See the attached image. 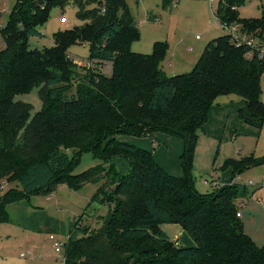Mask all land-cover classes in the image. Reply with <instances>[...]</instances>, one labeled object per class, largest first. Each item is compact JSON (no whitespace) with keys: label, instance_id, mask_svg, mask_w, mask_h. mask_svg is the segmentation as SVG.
Returning a JSON list of instances; mask_svg holds the SVG:
<instances>
[{"label":"trees","instance_id":"16d2710c","mask_svg":"<svg viewBox=\"0 0 264 264\" xmlns=\"http://www.w3.org/2000/svg\"><path fill=\"white\" fill-rule=\"evenodd\" d=\"M245 1L219 0L215 13L264 38V12L241 16L238 6ZM71 2L83 22L60 27L51 46L31 47L28 36L42 34L39 26L52 6ZM0 30V178L15 175L25 195L101 181L94 198L114 203L98 227L85 226L83 213L69 222L64 264H264V243H256L237 214L251 191L234 179L264 155L227 157L222 166H233L232 177L207 191L196 187L193 171L199 130L218 95L241 96L240 116L263 127V58L247 56L248 47L225 31L205 44L192 69L168 74L161 66L167 42L155 41L152 52L131 47L139 28L127 0H16ZM78 40L90 41V58L111 61L112 70L81 75L74 92L72 77L80 72L68 49ZM34 86L43 103L33 113V104L15 95ZM157 131L184 141L179 172L166 170L152 149L117 136L158 140ZM86 150L103 162L72 172ZM16 195L1 200L0 220ZM23 220L36 231L66 230L45 208ZM162 222L180 223L179 238L170 237Z\"/></svg>","mask_w":264,"mask_h":264},{"label":"rangeland","instance_id":"374dc122","mask_svg":"<svg viewBox=\"0 0 264 264\" xmlns=\"http://www.w3.org/2000/svg\"><path fill=\"white\" fill-rule=\"evenodd\" d=\"M15 2L16 0H0V28L8 21L10 10ZM127 2L139 28V36L132 41L131 47L136 51L152 52L155 41L164 40L167 42L168 48L161 59V66L168 74L192 69L205 44L211 38L226 31L214 14L219 0L213 2L211 0H172L168 6H163L162 0H127ZM77 9V6L72 2L64 7L52 6L48 20L39 26L42 34H30L28 36L29 45L31 47L53 45L55 42L54 32L60 27L73 26L83 22L77 15ZM238 11L241 16L260 15L264 12V0H246L244 4L238 6ZM62 16L66 18L65 22H61ZM197 34L200 37H197ZM3 46L4 39L0 30V48ZM90 48V41L78 40L72 43L68 49L69 56L74 59V62H77L80 72V75L72 77V81L75 82L72 85L74 92L76 91V81L81 80V75H91L93 70L106 74L111 73L112 62L92 60ZM262 81H264V74ZM222 96L220 94L216 98L221 99ZM15 98L31 102L33 113L42 107L43 101L38 86L32 87L29 91L17 93ZM214 102L217 104V99ZM225 122H228L230 127L231 118L225 117ZM203 130L200 129L199 132L204 135ZM246 133L248 132H242L243 136L236 140L233 138L231 141H225V138H230L229 128L223 129L215 142L207 136L202 137V143L196 146L193 160V171L197 178L196 187L200 191L213 188L208 183L206 184L205 179L206 177L210 181L216 180L215 177L219 179V173L216 172V175L214 174L212 177L208 172L213 169L214 164L218 169L224 168L222 165L226 157L239 155V153L240 155L252 154L255 156L264 154V130L260 138L250 134L245 135ZM134 136H140V138L152 142L150 139L152 136ZM242 138L245 142H242ZM167 154L164 153L162 161H169ZM173 154L172 151L170 153V162L172 163H174ZM197 160L200 161L199 164H197ZM102 162L103 159L96 156L92 150H86L75 160L71 171L79 173ZM239 173L234 177L237 182L247 183L251 179H262L264 178V164L252 165ZM0 180L6 184V189L0 190V202L10 194L18 196V200L5 205L6 217L0 220V264H64V244L57 250L54 241L55 239L67 240L69 222L76 220L83 213L82 222L85 226L98 227L102 223L101 216L114 207V203L94 198V193L101 181L97 184L88 182L79 189H75L67 183H61L56 190L50 193H44L45 190L39 189L33 194L25 195L19 191L21 185L15 175L5 176ZM5 191L6 193H4ZM243 201L241 210L244 226L256 243L263 244L264 201H260L256 197L251 203ZM36 208H45L63 220L66 223V230L53 233L55 237L51 238L50 232L24 227V220L21 222L22 217L29 215ZM2 214H5V209ZM25 220L28 222V219Z\"/></svg>","mask_w":264,"mask_h":264},{"label":"crops","instance_id":"0c3cea01","mask_svg":"<svg viewBox=\"0 0 264 264\" xmlns=\"http://www.w3.org/2000/svg\"><path fill=\"white\" fill-rule=\"evenodd\" d=\"M262 86H263L262 97L264 99V81H262ZM222 95L223 96L221 99L216 98L218 101L217 104H215V102H213V104L210 108L208 119H207L204 127L202 128V129H204L203 130L204 135L199 132V138H198L197 146L200 143H202V137H204V136H207L209 139H212L215 142L217 140V138L221 135L220 132H222L223 129L226 130L228 128H229L230 138H225V141H227V140L231 141L233 138L235 140L240 138L241 136H243L242 132H248L245 135L250 134L252 136H258L260 138L263 134L264 128L263 127L260 128L256 125H253V124L245 121L240 116L239 110L241 107H243L245 105L244 99L241 96L236 95L234 93L222 94ZM225 117H227L228 119L231 118L232 122H231L230 127L228 125V122L224 123ZM129 135L130 134H119L117 136L119 139L128 140V141H131L134 143H138L140 145L143 144L142 146H145L146 148L152 149L156 159L169 172L177 173L181 170V167H182L181 154L184 150V141L181 138H178L177 136L166 134V133L155 132L154 135L158 138V140H155L154 138L151 137L150 139L152 142H149V140H146L145 138H140V136L137 137L134 135L133 136H129ZM148 136H151V135H148ZM242 142H245L243 140V138H242ZM202 146H203V144H202ZM172 151L174 152V154H173L174 163L170 162V157H171L170 153ZM164 153H168L167 156H168L169 161H162ZM257 155L262 156L264 154H257ZM241 156H243V155H240V153H239V155H230L229 157H241ZM199 163H200V161L197 160V164H199ZM262 163L264 164V161L259 162V163H254L252 165L262 164ZM213 166H214L213 169L211 171H209L208 173L212 177H214V174L216 175V172H217V173H219L220 177H219V179L217 177H215L216 180L210 181L211 183H208L212 187H213V185L225 182L226 180H228L232 177V173H233V166L232 165L226 166L222 169H218V167L215 166V164ZM250 167H247V168H250ZM210 172H212V174ZM239 174L240 173H238V175ZM251 180H253V179H251ZM263 180H264V178L259 179V180H253L254 181L253 183L248 184V187L251 191V194L249 196H246V197L241 199L242 205L240 207V210L244 204L243 200H246L245 201L246 203H251L254 200V197H256L258 200L264 201V182H262ZM242 216H243V213L241 210V218H242ZM161 226L163 227L164 230H166V232L173 239L179 238V236L183 232V226L177 222H162Z\"/></svg>","mask_w":264,"mask_h":264},{"label":"built area","instance_id":"2783aa9c","mask_svg":"<svg viewBox=\"0 0 264 264\" xmlns=\"http://www.w3.org/2000/svg\"><path fill=\"white\" fill-rule=\"evenodd\" d=\"M212 2L214 0H211ZM214 14L215 11H214ZM217 20H219L220 25L224 27V29L227 32L231 33V36L233 40L237 44H245L248 49L246 51L247 56H252L255 53L264 60V38H261V36L257 32H248L242 29V25L240 22H232L229 23L227 21H220L219 17L216 14ZM66 18L64 16L61 17V22H65ZM197 37H200L199 34H197ZM208 179H205V182H207ZM253 180L248 181L247 183H253ZM264 182V180L262 181ZM6 189V184L3 180H0V190L4 191ZM238 215H241V210L239 209L237 212ZM54 234L51 233V238H54ZM65 244V241H59L58 239H55L54 245L57 250H59L62 245Z\"/></svg>","mask_w":264,"mask_h":264}]
</instances>
